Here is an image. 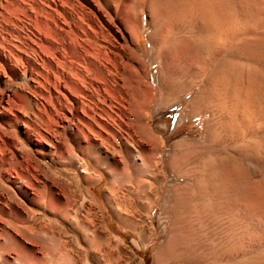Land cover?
Masks as SVG:
<instances>
[{
    "label": "rangeland",
    "instance_id": "rangeland-1",
    "mask_svg": "<svg viewBox=\"0 0 264 264\" xmlns=\"http://www.w3.org/2000/svg\"><path fill=\"white\" fill-rule=\"evenodd\" d=\"M148 1L131 27L112 0H0V264H264V186L248 184L264 172V74L230 64L190 0ZM125 66L149 92L140 120ZM202 215L213 238L238 227L216 260L178 249Z\"/></svg>",
    "mask_w": 264,
    "mask_h": 264
},
{
    "label": "bare ground",
    "instance_id": "bare-ground-1",
    "mask_svg": "<svg viewBox=\"0 0 264 264\" xmlns=\"http://www.w3.org/2000/svg\"><path fill=\"white\" fill-rule=\"evenodd\" d=\"M173 1L174 0H149L148 1V8L155 7V6L159 5L160 3L165 4V5H168V4L170 5V3H172ZM182 1H180V2H182ZM84 2L89 6L90 9L95 8V7H93L94 3H91V0H84ZM104 2H105V0H104ZM144 2H145V0H112V2H110V3H112L116 6H118V4L123 5L124 9L127 12V17H128L127 20L129 22L130 26L133 27L135 20L142 13V5ZM106 4H107L108 8H109V6H111L109 4V2H107ZM188 7H191V9H190L191 11L189 10ZM188 7H187L188 10L192 13L193 20H196L199 25L201 24V25H205V26L209 27L210 29H212L216 33V35L223 34L225 36V40L223 43V49H224L225 56L228 59L230 64L241 65L242 67H243V65L249 66L250 68L252 67L254 70L256 69L260 75L264 74V0H190V6H188ZM169 10H170V8H169ZM80 11L82 14V18L85 19V18L90 17V14L88 15V13L86 12V11H88V10H86V8L80 7ZM159 11L160 10H158V12ZM219 22H221V23H219ZM161 24H162V22H161ZM84 32H86V31H84ZM196 43H197V41L194 42L195 45H196ZM197 44H199V47H202V49H206L204 44H202L200 42ZM91 54H92V56H91L92 59L98 58L97 49H95V51H93ZM135 69H128V68H126V66H125V68H123L121 74H122V78H123V82H124L123 85H125V86L122 85L123 87H121V89H120V91H121L120 96L123 93L129 97V100L131 99L130 105L133 107V111L135 113L136 118L138 120H140V119H142L141 117H143L141 115L143 110H141V113H140V109H143V104L145 106V101L143 103V100H146V102H148L146 98H148L149 92H148L146 86L143 85V83H142V77L143 76L141 75V70L140 69L135 70ZM254 70H252V71H254ZM256 75H258V74H256ZM250 84H251V82H250ZM248 88L250 89V87H248ZM257 91H259L257 93L258 94L257 98L259 99V104L264 105V89L260 88L258 90V88H257ZM231 100H232V98H231ZM127 102H128V100H127ZM146 104H148V103H146ZM226 106H228V105H226ZM196 109H197V107H196ZM130 110H132V109H130ZM260 117H261V115H260ZM260 120H261V118H260ZM260 124H261V121H260ZM263 124H264V120H263ZM255 125H257V124L254 121L253 128L251 129V135L254 136L256 134V136H259L257 134L261 133L262 128H260L261 131H258ZM145 126H146L145 124H144V126L139 125V127H140L139 131L141 132V134H143L142 136H144V139H147V141H149L151 139L154 140L153 135H151V133L147 130V128ZM263 127H264V125H263ZM263 131H264V129H263ZM262 134H263V132H262ZM76 135H74V139L79 140V136L77 137ZM155 145H157V143L153 144L154 148H155ZM247 147H248V145H246V143H243V142L232 143V144H229L226 146V148H225L226 149V155L223 159L221 167L225 172L229 173L232 177H236L237 175H240V172L242 170H244L243 161L246 157ZM194 183H195V186H194L195 196H196V198H199L201 195V187H202V180H201L200 176H195ZM109 184H110V182H109ZM203 184H205V183H203ZM248 184H249V187L252 191H255L258 188H262L264 186V172H262L260 170H255L254 173H251ZM111 192H112V190H111ZM108 193H110V192H108ZM111 195H113V193ZM203 218H205L204 215L196 216V219L194 217L195 222L193 221L194 223H193L192 230L191 229L187 230V228H186L185 229L186 231L185 232L183 231L184 233H189L188 235L190 236V238H187V239H189L190 242L188 245L184 244V245L178 247V249L180 250L181 253H187L188 252L190 255L192 254V256L196 253H206L213 260H216L218 256L216 254V251L214 250V246L220 245V244H225V243L229 244L232 239H233V242L236 244L237 239H238V236H237L238 235V227L230 228V231L228 233H225L224 231H219V232L215 233L216 237L213 238V233L211 230H209L208 224L205 222V220ZM26 228L28 230L27 226H26ZM32 231H29V232L32 233ZM179 232L181 233V231H179ZM183 232L181 234H184ZM184 235L187 236V234H184ZM17 244H16V246H18ZM22 250H23V248H22ZM179 255H180V253H179ZM21 256L23 257L22 254H21Z\"/></svg>",
    "mask_w": 264,
    "mask_h": 264
}]
</instances>
